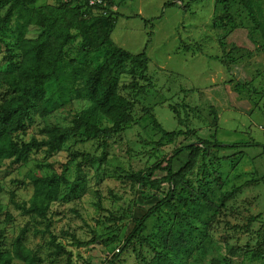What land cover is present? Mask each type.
I'll return each mask as SVG.
<instances>
[{"label":"rangeland","instance_id":"obj_1","mask_svg":"<svg viewBox=\"0 0 264 264\" xmlns=\"http://www.w3.org/2000/svg\"><path fill=\"white\" fill-rule=\"evenodd\" d=\"M61 1L69 0H38L37 6H56ZM168 2L176 6L164 7ZM247 3L258 25L240 0H106L103 13L84 14L111 17L113 42L133 56L143 52L152 32L146 51L148 72L143 76L130 63L116 71L118 94L134 108L128 125L107 141L105 151L100 139L72 134L63 151L50 160L40 153L21 168L0 162V253H11L15 239L27 228L25 245L39 254L43 264H109L114 259L113 264L151 262L150 247L166 252L173 238L169 233L178 222V211L164 208L145 224L143 237L149 243L142 248L138 244L125 247L136 220L169 192V185L161 182L166 174L151 172L152 167L166 166L179 148L215 138L223 145L239 146L208 155V173L219 174L211 185L209 211L226 192L242 190L221 210L207 235L182 251L176 264H264L252 258L258 243L263 244L264 254V0ZM83 5V0H73V6ZM160 16L161 20H155ZM153 19V26H147L145 20ZM13 31H2L0 38L17 53ZM41 31L30 27L26 37L34 40ZM80 48L78 39L68 47L67 57L78 60L81 69L103 61L102 52L86 58ZM9 71L14 69L0 43V106L10 97L1 83ZM90 106L88 100L71 99L53 114H34L22 138L30 140L47 125L70 128L73 119ZM152 113L168 132H185L179 122L188 119L191 135L174 143L161 142V134L148 118ZM111 126L102 119V128ZM190 161L193 176L189 178L196 186L201 154L191 158L190 152L183 153L172 169L178 173ZM62 172L61 196L51 205L47 222L24 215L12 205V195L20 203L32 198L31 174ZM138 174L147 180L144 186L136 183ZM155 180L160 183L157 188L152 185ZM48 224L67 254L52 252L49 236L42 234ZM12 264L24 263L14 259Z\"/></svg>","mask_w":264,"mask_h":264},{"label":"trees","instance_id":"obj_2","mask_svg":"<svg viewBox=\"0 0 264 264\" xmlns=\"http://www.w3.org/2000/svg\"><path fill=\"white\" fill-rule=\"evenodd\" d=\"M37 3L38 0H0V12H4L0 15V33L13 28L17 37V53L0 38L3 52L6 53V58L14 69L1 77V83L6 87L10 97L0 106V162L8 161L10 166L19 168L26 166L36 154L41 153L45 160L52 159L63 151L65 143L72 134H82L92 140L100 139L105 151L108 146L107 141L119 134L124 125H128L131 120L130 113L134 108L132 102L118 94V80L115 73L125 64L130 63L144 76L148 72L149 62L146 51L153 36V33L149 32L145 49L133 56L113 42L111 32L115 21L111 17L102 14L97 15L98 17L84 15L87 11H104L105 7L89 9L87 0H83L82 7L73 6V0L61 1L56 6H37ZM240 3L253 22L258 25L255 13L247 0H240ZM172 6H176V3L168 2L164 5V7ZM228 16L227 12L226 17ZM161 19L162 16L155 20ZM155 20H145V22L147 26L152 27ZM215 23L217 24L218 20H215ZM30 27H38L42 30L34 40L26 37ZM249 38L254 41L252 34H249ZM78 39H81L80 54L83 57L87 58L94 52H102L103 61L85 70L79 67L78 60H69L68 47ZM71 99L88 100L91 106L73 119L70 128L47 125L39 128L37 136L31 137L30 140L25 141L22 138L34 114L41 117L53 114ZM171 110L178 118L175 109L172 107ZM148 118L153 128L161 134V142L174 143L180 137L191 135L188 119L179 122L185 127V132H168L158 122L155 114H149ZM214 118L218 119L215 110ZM102 119H107L112 126L102 128ZM237 146L239 145H223L215 138L199 140L196 144L177 149L166 161V166L158 164L152 167L151 172L160 171L166 174L161 182L169 185V192L141 219L136 220L133 231L126 239L125 247L134 248L138 244L142 248L147 245L148 238L143 237L146 222L161 214L164 208L178 211L176 213L178 222L173 223L169 233L173 238L168 250L158 252L150 247L154 259L151 262L145 260L146 264H176V259L180 257L182 251L196 244L198 238L207 235V230L215 222L221 210L242 190V187H238L234 191L226 192L220 198L219 205L209 211L211 185L216 178H219V174L218 171L208 173L206 165L209 160L208 155L214 151L236 149ZM185 152H190L191 158L200 154L202 156L203 164L200 172L196 174V186L189 178L193 176L192 161L178 173H174L172 169L174 160ZM135 179L137 184L143 186L147 182L140 174L136 175ZM63 180L64 172L50 175L33 173L29 176V183L33 186L32 198L29 202L20 203L12 195V205L24 215L35 216L47 222L51 205L61 196ZM179 183L183 186L179 187ZM159 184L158 180L152 183L155 188ZM260 217L261 215L256 218ZM28 233L27 228L22 229L13 243L12 252L0 253V264H12L14 259L24 264H43L39 254L25 245ZM42 234L49 236L52 252L58 255L67 254L66 249L57 243L51 233L50 224ZM0 238H2L1 232ZM262 250L263 244L258 243L252 258L264 260ZM114 261L115 259L109 264H113Z\"/></svg>","mask_w":264,"mask_h":264},{"label":"built area","instance_id":"obj_3","mask_svg":"<svg viewBox=\"0 0 264 264\" xmlns=\"http://www.w3.org/2000/svg\"><path fill=\"white\" fill-rule=\"evenodd\" d=\"M88 8L95 9L106 6V0H87Z\"/></svg>","mask_w":264,"mask_h":264}]
</instances>
